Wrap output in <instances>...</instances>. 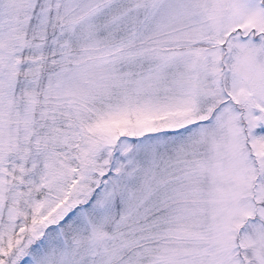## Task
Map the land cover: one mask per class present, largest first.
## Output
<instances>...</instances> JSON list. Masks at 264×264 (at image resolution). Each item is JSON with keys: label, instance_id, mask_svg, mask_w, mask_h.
Wrapping results in <instances>:
<instances>
[{"label": "snow or ice", "instance_id": "snow-or-ice-1", "mask_svg": "<svg viewBox=\"0 0 264 264\" xmlns=\"http://www.w3.org/2000/svg\"><path fill=\"white\" fill-rule=\"evenodd\" d=\"M0 264H264V0H0Z\"/></svg>", "mask_w": 264, "mask_h": 264}]
</instances>
